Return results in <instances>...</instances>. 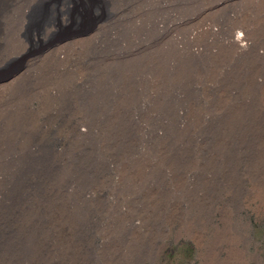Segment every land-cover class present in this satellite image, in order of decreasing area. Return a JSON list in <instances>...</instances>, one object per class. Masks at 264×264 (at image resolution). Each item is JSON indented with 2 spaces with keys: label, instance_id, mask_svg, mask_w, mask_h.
Masks as SVG:
<instances>
[{
  "label": "rangeland",
  "instance_id": "374dc122",
  "mask_svg": "<svg viewBox=\"0 0 264 264\" xmlns=\"http://www.w3.org/2000/svg\"><path fill=\"white\" fill-rule=\"evenodd\" d=\"M66 1L0 0V264H264V0Z\"/></svg>",
  "mask_w": 264,
  "mask_h": 264
},
{
  "label": "bare ground",
  "instance_id": "6f19581e",
  "mask_svg": "<svg viewBox=\"0 0 264 264\" xmlns=\"http://www.w3.org/2000/svg\"><path fill=\"white\" fill-rule=\"evenodd\" d=\"M69 3L71 4V3H73V2H69V0H67L64 4H62L63 5V7L64 6H66L67 5V9H65V10H67V12H65V15H68L69 17L71 16L70 14H69V12H71V11H69L68 10V6H69ZM99 4V3H98ZM91 6V5H90ZM97 9V8H96ZM87 10V9H86ZM54 11V10H53ZM95 11V10H94ZM99 11V10H98ZM100 12V11H99ZM59 17V16H58ZM64 17V16H63ZM101 17V16H100ZM65 20H66V18H64ZM103 18L101 17V18H99L98 20H97V22H96V24L97 23H100L101 22V20H102ZM52 20V19H51ZM50 20V21H51ZM68 20H70V19H68ZM103 21V20H102ZM57 22V21H56ZM52 23V22H51ZM96 24H94V23H92L91 25H89L88 27H86L85 29L83 28L82 30H80V31H77V32H75L74 34H72V36H70L69 38H66V36H65V38H63V39H60V40H58L56 43L57 44H52V49H54L55 51H58L59 49H62L61 47L62 46H64V45H61V43H63L64 41H66L67 39H70L69 40V42L68 41H66L67 43H73V42H78V41H83L84 39H88V38H90V36H92V34L90 35V33H91V31L92 30H94V27L96 26ZM50 24H48V23H45V25H44V27H48ZM54 25V24H53ZM52 25V26H53ZM88 25V24H87ZM209 26V25H208ZM50 31V30H49ZM193 33V32H192ZM71 34V33H70ZM44 35H45V32H44ZM62 38V37H61ZM247 38V37H246ZM191 42V41H190ZM65 43V42H64ZM208 43V42H207ZM196 45V44H195ZM51 49V48H50ZM49 49V50H50ZM56 49H58V50H56ZM55 51H53V52H55ZM43 52V51H42ZM51 52V51H50ZM61 52V51H60ZM17 75V74H16ZM14 76V75H13ZM7 81V80H6ZM11 81H13V80H11ZM3 84V83H2ZM1 84V85H2ZM1 85H0V87H1ZM4 85V84H3ZM160 93V92H159ZM247 110V109H246ZM206 123V122H205Z\"/></svg>",
  "mask_w": 264,
  "mask_h": 264
}]
</instances>
